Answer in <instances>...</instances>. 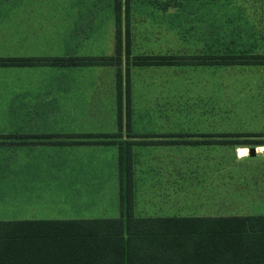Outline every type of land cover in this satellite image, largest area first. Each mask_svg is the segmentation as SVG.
<instances>
[{
	"label": "crops",
	"instance_id": "obj_1",
	"mask_svg": "<svg viewBox=\"0 0 264 264\" xmlns=\"http://www.w3.org/2000/svg\"><path fill=\"white\" fill-rule=\"evenodd\" d=\"M139 2L130 0V17H122L131 26L132 55L189 54L209 58L210 62L130 65L127 76L118 65L0 66V199L27 198L28 192L42 182L36 167L50 165L53 155L63 158L83 147L90 179L109 164L118 182L121 212L119 154L120 147L129 143L134 207L144 191L152 198L177 202L185 196L189 181L198 187L199 196L210 198L211 213L216 215L238 214L229 202L220 205L221 191L233 193L223 197L253 198L264 208V144L243 142V135L262 132L264 123L260 129L220 128V118H230L233 113L244 118L249 111L245 103L230 108L233 77L244 76L254 68L263 72V67L219 64L215 60L228 55H264V0H200V17H140V9H131ZM155 38H159L157 43ZM115 41L113 0H0V57L109 56L115 53ZM187 68L197 71V85L206 88L210 83L209 90L205 89L209 100L201 98L205 107L198 109L209 124L196 128L138 124V118H168L171 112L179 117L186 110L181 92L169 98L150 85L153 75L165 80L170 70L179 73L180 85L181 79L187 80ZM141 69L145 73H140L138 80L135 73ZM201 71L208 77L199 74ZM220 85L226 86L221 101ZM77 93H86V106L80 108L86 118V134L72 132ZM224 93L228 97L223 102ZM104 100L108 102L102 108ZM102 139L112 142H90ZM249 147H254V156L238 154L239 148ZM62 164L68 166V161L62 160ZM243 200L235 207H247Z\"/></svg>",
	"mask_w": 264,
	"mask_h": 264
},
{
	"label": "trees",
	"instance_id": "obj_2",
	"mask_svg": "<svg viewBox=\"0 0 264 264\" xmlns=\"http://www.w3.org/2000/svg\"><path fill=\"white\" fill-rule=\"evenodd\" d=\"M129 3L130 0H126V13ZM113 6L116 27L114 55L0 57V66L117 65V56L123 49L124 34L121 0H114ZM124 25L128 23L124 22ZM164 56L136 55L130 65H194L210 62L209 58L197 57L196 62L184 63L177 61L176 57ZM215 60L226 65H260L264 75L263 54L243 57L229 55ZM128 95L129 90V110ZM118 101L120 104V94ZM110 136L98 135L100 138ZM246 136L250 139L243 142L264 144V129L260 133ZM90 142L107 143L112 140ZM247 152L245 148L238 149L239 155ZM119 164V217L0 220V264H264V214L136 216L133 211L129 143L124 148L120 147Z\"/></svg>",
	"mask_w": 264,
	"mask_h": 264
},
{
	"label": "rangeland",
	"instance_id": "obj_3",
	"mask_svg": "<svg viewBox=\"0 0 264 264\" xmlns=\"http://www.w3.org/2000/svg\"><path fill=\"white\" fill-rule=\"evenodd\" d=\"M198 3H200V0H146L144 4H141L140 0L137 5L133 4L131 9H134L135 7L137 10L140 9V17H200L198 13L202 10L201 8L203 6H197ZM130 6L128 8L129 12ZM195 8L197 9L195 10ZM142 10L145 11V14ZM125 11L126 0H121V17H130L129 13H126ZM122 31L124 33L123 49L122 52L118 54L117 59H119V61L116 63L118 65V70L120 69L119 71L122 72V70H126L127 76L129 72L126 67L130 66L134 59L133 56H157L158 54L137 53L136 55H132L130 50V35L132 33L131 26L130 24L124 25V20ZM158 39L159 38H155L156 43ZM183 40L187 41V39ZM164 57H176L177 61H184V63L196 62V59L200 58L199 55L189 54L165 55ZM119 66H125L126 69H121ZM154 71L155 73H163V70ZM172 71L176 72V75H170ZM166 72L167 76L165 80H162V78L159 79L155 75L152 76L153 79L150 77L154 80L150 85V88L163 91L169 98H171V96L176 98L178 95L173 94L181 92V101L182 103H185L186 110L181 111L182 113L179 117L178 114L171 112L168 118H138V124L149 123L156 127L181 125L187 126L188 128H196L203 124H209V119L201 117L198 109L205 107L200 101L201 98H208L209 100V93L206 94L205 89L209 90L210 83L206 85V88L205 86L197 85V80H194L196 77L194 73H197V71L193 72V70L189 68H187L186 73L187 80L183 81V79H181L180 85L179 73L176 70ZM140 73L143 74L145 71L141 69L137 72V75L135 73V78L138 80L140 79ZM200 73L204 76L206 75V78L208 77L205 71H201L199 74ZM221 77L222 76H220V81ZM244 81H246V85L241 84ZM179 87L181 90L176 91ZM219 87L221 90V101L223 89H225L226 86L220 85ZM229 88L231 94L230 108L236 109L245 103L244 106H246L245 108L249 111L248 113L245 112L246 116H244V118H241L239 114L236 113H233L232 116L227 119L220 118V128H231L232 130L262 128V124L264 123V76L262 70L254 68L252 71L245 72L244 76H241L240 74L239 76L233 77V81ZM223 95L224 102L228 95L225 93ZM74 98L76 100V105H78V109L75 111L72 132L76 134H86V118L81 116L83 111L80 110V108L86 106V93H77ZM102 102V108H105L104 105H107L106 102L108 101L104 100ZM243 136V141L250 139L248 136ZM56 156L57 155L52 156L54 159L50 165L41 164L36 167L35 173L42 177L39 180L42 182L37 183V188L35 190H30L28 192L27 198L20 200H11L9 198L0 199V220L31 218L102 219L119 217V197L117 196L118 182L110 173L109 164L104 166L103 173L90 179L86 176V148H76L73 154L67 155L63 158H55ZM257 159L258 158H255V164L258 168V161L256 162ZM62 160H67L68 166L62 164ZM35 183H28V186L31 184L36 186ZM251 183H253V181H251ZM197 191L198 187L195 183L188 181L185 196L181 197L180 200L177 199V202L172 198L166 200L162 198H152L147 191H144L142 192V195L139 194L137 197V202L133 209L134 214L136 216H220L211 213L210 198L208 197L205 199L203 196H199L202 193ZM226 192L227 191L220 192V205L222 202H229L230 205L234 207H231L232 210L238 212V214L232 215L264 214V208L255 202V199L251 198L252 200L249 201V199L243 200L234 196L223 197L225 194H233ZM242 200L246 202L247 207H244V209L235 207L240 205L237 201Z\"/></svg>",
	"mask_w": 264,
	"mask_h": 264
},
{
	"label": "water",
	"instance_id": "obj_4",
	"mask_svg": "<svg viewBox=\"0 0 264 264\" xmlns=\"http://www.w3.org/2000/svg\"><path fill=\"white\" fill-rule=\"evenodd\" d=\"M248 154H249V156H254L255 155L254 147H249L248 148Z\"/></svg>",
	"mask_w": 264,
	"mask_h": 264
}]
</instances>
